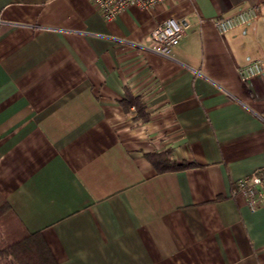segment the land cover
Returning <instances> with one entry per match:
<instances>
[{"label": "crops", "instance_id": "1", "mask_svg": "<svg viewBox=\"0 0 264 264\" xmlns=\"http://www.w3.org/2000/svg\"><path fill=\"white\" fill-rule=\"evenodd\" d=\"M264 0H168L105 20L91 0H0V195L57 264H264ZM174 16L168 53L144 42ZM137 99L139 106L134 100ZM190 166L157 172L147 153Z\"/></svg>", "mask_w": 264, "mask_h": 264}, {"label": "built area", "instance_id": "2", "mask_svg": "<svg viewBox=\"0 0 264 264\" xmlns=\"http://www.w3.org/2000/svg\"><path fill=\"white\" fill-rule=\"evenodd\" d=\"M97 8L102 19L113 20L122 11L131 6H138L142 9L153 10L158 3L168 0H91ZM264 15V1L257 5H250L242 8L231 15L214 20L219 34L249 24V22ZM184 24L178 18L171 16L158 23L147 36L146 45L151 49L167 54L168 49L180 43L185 35ZM238 77L247 81L251 77L264 74V56L254 59L246 64L237 65ZM231 195H242L246 198L248 207L256 210L264 207V168H259L253 173L236 180Z\"/></svg>", "mask_w": 264, "mask_h": 264}, {"label": "trees", "instance_id": "3", "mask_svg": "<svg viewBox=\"0 0 264 264\" xmlns=\"http://www.w3.org/2000/svg\"><path fill=\"white\" fill-rule=\"evenodd\" d=\"M136 106H139L135 99ZM157 172L190 166L172 158L171 150L147 153ZM41 232L26 228L8 200L0 195V264H57Z\"/></svg>", "mask_w": 264, "mask_h": 264}]
</instances>
